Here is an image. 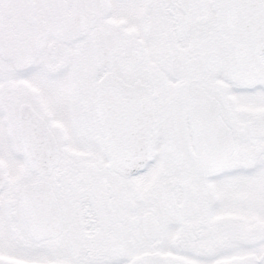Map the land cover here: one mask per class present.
Instances as JSON below:
<instances>
[{
    "label": "snow or ice",
    "instance_id": "snow-or-ice-1",
    "mask_svg": "<svg viewBox=\"0 0 264 264\" xmlns=\"http://www.w3.org/2000/svg\"><path fill=\"white\" fill-rule=\"evenodd\" d=\"M0 264H264V0H0Z\"/></svg>",
    "mask_w": 264,
    "mask_h": 264
}]
</instances>
